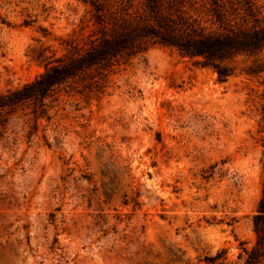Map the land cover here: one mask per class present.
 Listing matches in <instances>:
<instances>
[{
    "label": "rangeland",
    "instance_id": "obj_1",
    "mask_svg": "<svg viewBox=\"0 0 264 264\" xmlns=\"http://www.w3.org/2000/svg\"><path fill=\"white\" fill-rule=\"evenodd\" d=\"M139 12L0 0V95ZM199 61L150 45L71 80L44 117L0 115V264H264V62L226 61L220 82Z\"/></svg>",
    "mask_w": 264,
    "mask_h": 264
},
{
    "label": "trees",
    "instance_id": "obj_2",
    "mask_svg": "<svg viewBox=\"0 0 264 264\" xmlns=\"http://www.w3.org/2000/svg\"><path fill=\"white\" fill-rule=\"evenodd\" d=\"M142 12L131 18H114L102 38L92 40L74 57L57 59L33 82L0 95V115L15 107L34 105L46 116V100L65 89L71 80L91 71H105L147 51L150 45L175 50L181 57L199 59L211 67L220 82L233 75L226 61L238 56L256 58L264 53V7L254 0H139ZM203 16L209 18L203 21ZM211 22L215 30L204 25ZM264 65V63L262 64ZM257 65L259 72L263 67ZM258 243H264L263 196L253 219Z\"/></svg>",
    "mask_w": 264,
    "mask_h": 264
}]
</instances>
